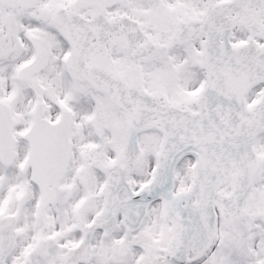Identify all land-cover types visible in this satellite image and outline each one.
I'll return each instance as SVG.
<instances>
[{
  "label": "snow or ice",
  "instance_id": "obj_1",
  "mask_svg": "<svg viewBox=\"0 0 264 264\" xmlns=\"http://www.w3.org/2000/svg\"><path fill=\"white\" fill-rule=\"evenodd\" d=\"M0 264H264V0H0Z\"/></svg>",
  "mask_w": 264,
  "mask_h": 264
}]
</instances>
